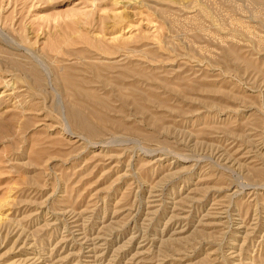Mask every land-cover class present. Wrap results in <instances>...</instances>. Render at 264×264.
I'll list each match as a JSON object with an SVG mask.
<instances>
[{
  "label": "rangeland",
  "instance_id": "1",
  "mask_svg": "<svg viewBox=\"0 0 264 264\" xmlns=\"http://www.w3.org/2000/svg\"><path fill=\"white\" fill-rule=\"evenodd\" d=\"M0 264H264V0H0Z\"/></svg>",
  "mask_w": 264,
  "mask_h": 264
}]
</instances>
